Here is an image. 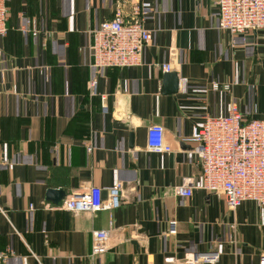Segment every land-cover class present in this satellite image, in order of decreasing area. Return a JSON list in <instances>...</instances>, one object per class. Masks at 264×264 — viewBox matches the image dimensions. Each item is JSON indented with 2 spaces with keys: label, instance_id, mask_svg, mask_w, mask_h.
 Here are the masks:
<instances>
[{
  "label": "crops",
  "instance_id": "0c3cea01",
  "mask_svg": "<svg viewBox=\"0 0 264 264\" xmlns=\"http://www.w3.org/2000/svg\"><path fill=\"white\" fill-rule=\"evenodd\" d=\"M120 1L7 0L0 41L6 264H182L195 253L216 256L215 264H261L264 207L247 201L231 210L221 195L196 189L185 198L175 189L201 175L188 139L206 117L236 103L245 121L264 118V31L221 29L217 0H128L127 15L134 4L145 10L153 41L141 65L98 70L90 30L112 19ZM153 125L164 128L171 152L149 151ZM119 184V209L61 208L92 187L106 197ZM51 189L63 191L59 203ZM95 231L108 232L103 253L93 254Z\"/></svg>",
  "mask_w": 264,
  "mask_h": 264
},
{
  "label": "built area",
  "instance_id": "2783aa9c",
  "mask_svg": "<svg viewBox=\"0 0 264 264\" xmlns=\"http://www.w3.org/2000/svg\"><path fill=\"white\" fill-rule=\"evenodd\" d=\"M128 0H121L114 17L90 30L92 67L98 70L139 66L145 49L153 41V33L145 27L146 12L134 4L127 15ZM220 28L232 35H246L264 31V0H217ZM9 8L7 0H0V41L8 33ZM25 31H27L25 29ZM37 36V32H32ZM168 72L170 65H165ZM98 81H91V91L97 94ZM215 91L222 89L218 83ZM224 86V89H228ZM107 108H105L106 110ZM164 128L153 125L148 131V149L153 153H169L171 147L164 139ZM189 142L197 145L201 175L197 180L185 179L176 187L180 197L190 198L196 189L221 195L231 210L244 202H255L264 207V118L245 121L239 107L233 103L223 116L206 117L201 127L195 128ZM92 151V148H89ZM1 161V154H0ZM121 185L107 190L92 187L82 194L67 199L62 209L72 212L114 211L122 204ZM176 230H171L175 234ZM107 231L93 233V254L107 250ZM9 254L0 252V264H6ZM191 254L182 264H215L214 255ZM261 264H264V255Z\"/></svg>",
  "mask_w": 264,
  "mask_h": 264
},
{
  "label": "water",
  "instance_id": "95a60500",
  "mask_svg": "<svg viewBox=\"0 0 264 264\" xmlns=\"http://www.w3.org/2000/svg\"><path fill=\"white\" fill-rule=\"evenodd\" d=\"M168 81L169 82H173L174 83V87H172L174 90L173 92H176L179 88V78H178V75L176 73H173V74H168ZM49 194V197L56 203H59L63 196H64V193L63 191H60V190H55V189H51L49 190L48 192Z\"/></svg>",
  "mask_w": 264,
  "mask_h": 264
}]
</instances>
